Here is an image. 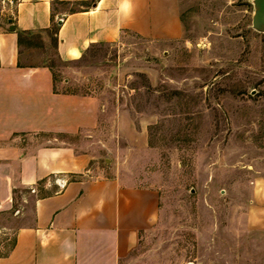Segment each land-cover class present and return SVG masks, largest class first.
Here are the masks:
<instances>
[{
	"label": "rangeland",
	"instance_id": "1",
	"mask_svg": "<svg viewBox=\"0 0 264 264\" xmlns=\"http://www.w3.org/2000/svg\"><path fill=\"white\" fill-rule=\"evenodd\" d=\"M251 1L180 0L179 39L124 34L78 60L56 57L48 32L56 89L97 104L95 129L67 139L86 175L159 192L157 224L120 264H264V34Z\"/></svg>",
	"mask_w": 264,
	"mask_h": 264
},
{
	"label": "crops",
	"instance_id": "2",
	"mask_svg": "<svg viewBox=\"0 0 264 264\" xmlns=\"http://www.w3.org/2000/svg\"><path fill=\"white\" fill-rule=\"evenodd\" d=\"M179 4L0 0V264H120L157 224L156 189L86 175L88 155L67 139L95 129L97 104L56 89L48 32L65 61L124 34L169 42L182 36ZM34 36L39 46L24 45ZM259 187L264 201V180ZM262 213L254 225L264 230Z\"/></svg>",
	"mask_w": 264,
	"mask_h": 264
},
{
	"label": "water",
	"instance_id": "3",
	"mask_svg": "<svg viewBox=\"0 0 264 264\" xmlns=\"http://www.w3.org/2000/svg\"><path fill=\"white\" fill-rule=\"evenodd\" d=\"M253 14L251 18L252 30L264 34V0H252Z\"/></svg>",
	"mask_w": 264,
	"mask_h": 264
},
{
	"label": "built area",
	"instance_id": "4",
	"mask_svg": "<svg viewBox=\"0 0 264 264\" xmlns=\"http://www.w3.org/2000/svg\"><path fill=\"white\" fill-rule=\"evenodd\" d=\"M56 183H57V185H61L62 181L61 180H57Z\"/></svg>",
	"mask_w": 264,
	"mask_h": 264
},
{
	"label": "trees",
	"instance_id": "5",
	"mask_svg": "<svg viewBox=\"0 0 264 264\" xmlns=\"http://www.w3.org/2000/svg\"><path fill=\"white\" fill-rule=\"evenodd\" d=\"M92 1H94V0H92ZM56 42V39L54 38V43Z\"/></svg>",
	"mask_w": 264,
	"mask_h": 264
}]
</instances>
